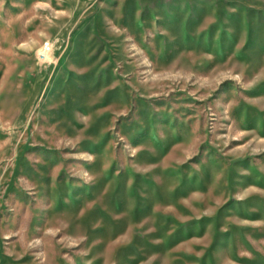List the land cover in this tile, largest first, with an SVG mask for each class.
<instances>
[{"label":"rangeland","instance_id":"374dc122","mask_svg":"<svg viewBox=\"0 0 264 264\" xmlns=\"http://www.w3.org/2000/svg\"><path fill=\"white\" fill-rule=\"evenodd\" d=\"M0 264H264V0H0Z\"/></svg>","mask_w":264,"mask_h":264}]
</instances>
